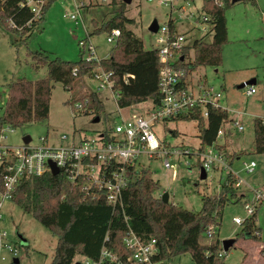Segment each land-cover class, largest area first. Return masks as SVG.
Masks as SVG:
<instances>
[{"label":"rangeland","instance_id":"rangeland-1","mask_svg":"<svg viewBox=\"0 0 264 264\" xmlns=\"http://www.w3.org/2000/svg\"><path fill=\"white\" fill-rule=\"evenodd\" d=\"M123 1V0H118ZM83 2L81 17L71 19L66 14L77 11L76 5ZM112 0H56L47 9L45 19L26 41H19L18 35L8 33L0 24V90L7 91V83L25 77L37 80L47 75V67L36 69L30 51L44 50L51 57L65 60L80 58L79 41L84 40L83 57L91 55L89 46L94 49V56L107 58L114 42H109V32L90 35L94 21L101 23L112 14ZM186 5L185 2H179ZM202 1L195 0L189 11L201 10ZM127 16L135 18L131 26L133 32L143 40L146 49L155 47L157 35L149 29L154 19L163 26L169 19L170 8L161 0H132L126 4ZM264 0H241L233 3L226 10L228 41L222 47L223 62L219 67L200 66L194 73V81L201 78L206 86H212L220 93L219 104L228 111L229 119L222 124L226 132L217 137L219 144L224 145L230 167L207 169L206 178L201 177V155L198 149L201 139L195 120L159 121L155 125L158 137L164 144H170L173 150H188L183 154L174 152L169 155L171 166L166 168L160 158L143 155L140 163L149 167L154 177L161 183L157 192L162 197L168 193L169 202L185 209L198 212L202 209L204 195L217 197L221 185L232 171L239 178L235 192L236 197H229L217 216V235L222 240L238 238L244 221L249 218L246 204L255 200V190L264 192V153L255 149L254 119L264 118ZM192 20H185V24ZM11 24V22H10ZM212 36L207 37L211 41ZM101 78L85 76L76 81L74 87L66 90L62 83H54L50 99V112L44 121L29 122L20 127L8 128L5 131L9 144L20 145L26 135H30L34 144L40 143V137H47L50 145H70L79 141L82 136L93 137L102 129L114 127L122 117H131L139 113L138 105L119 108L116 93L111 83L100 87ZM256 79L253 85L239 87L243 82ZM255 92L247 94L250 87ZM94 92L103 102L104 109L97 115L84 113L76 108L77 102L89 99ZM144 106L150 100L143 102ZM99 117V120L96 118ZM240 121L244 130L240 131L235 122ZM68 136L61 140L62 136ZM166 141V142H165ZM167 143V144H166ZM254 161L255 168L248 171L246 163ZM244 196V197H243ZM243 197L236 201L237 198ZM256 223L260 228V237L239 238L225 254V264H264V202L256 208ZM0 219V264H51L57 244V236L48 227L41 224L33 215L24 212L12 200L3 202ZM234 217L243 219L242 224L234 222ZM201 241L212 242L205 236ZM16 259V260H15ZM77 261L87 262L88 258L76 256ZM155 264H196L192 255L187 252L174 256L164 263Z\"/></svg>","mask_w":264,"mask_h":264},{"label":"trees","instance_id":"trees-1","mask_svg":"<svg viewBox=\"0 0 264 264\" xmlns=\"http://www.w3.org/2000/svg\"><path fill=\"white\" fill-rule=\"evenodd\" d=\"M20 0H0V24L8 33L18 35L19 41H26L45 19V14L34 18L32 13L21 10ZM253 4L256 0H250ZM223 5L204 3L214 26L211 41H195L193 60L179 61L178 66L186 71H195L200 66L219 67L222 65V47L228 41L226 10L233 4L223 0ZM110 17L98 23L90 35L120 29V36L114 42L107 58L86 59L80 45L78 60H65L51 57L44 50L30 51L36 69L47 67V75L37 80L20 77L7 83L6 111L2 123L11 128L29 122L44 121L50 112V99L54 83L60 82L66 90L74 87L76 81L88 76L95 78L99 71L111 73L113 90L119 108L129 107L145 101L160 103L159 89L160 62L156 48L146 49L143 40L131 29L136 19L127 16L126 3L112 0ZM14 18L16 26L10 24ZM30 22V24H27ZM186 53L190 48H186ZM84 113H99L104 109L103 102L94 92L89 93ZM228 111L221 107H209L208 116L201 114V108H193L186 113L169 118L168 121L195 120L198 136L201 139L199 151L215 144L222 124L228 121ZM255 149L264 153V118L254 119ZM109 132L111 128L103 129ZM170 144H167L169 146ZM226 154V153H225ZM227 155V154H226ZM231 158V163H232ZM3 169L0 167V191L3 190ZM239 178L232 171L221 185L217 197L204 195L203 206L198 212L185 209L171 202H164L157 194L161 183L154 177L149 167L136 171V178L124 189L122 205H111L105 195L93 199L87 197L80 186L74 187L65 170L53 175L47 172L22 180L13 192L11 200L24 212L33 215L41 224L57 236V244L51 264H77V255L99 260L103 249L114 253L117 260L104 258L101 264H147L136 263L131 256L134 249L127 247L125 238L132 230L144 242L155 238L157 253L154 263H164L174 256L189 252L196 264H225V254L221 240L216 234L210 244L201 241L203 231L210 224H217V216L229 197H236L235 186ZM244 197V196H243ZM243 197L237 198L236 201ZM257 211V210H256ZM256 211L244 221L238 238H257L260 231L256 223Z\"/></svg>","mask_w":264,"mask_h":264},{"label":"built area","instance_id":"built-area-1","mask_svg":"<svg viewBox=\"0 0 264 264\" xmlns=\"http://www.w3.org/2000/svg\"><path fill=\"white\" fill-rule=\"evenodd\" d=\"M56 0H20L21 10L32 13L34 18H40ZM151 1V0H149ZM185 2L186 5L179 2ZM195 0H161V3L170 8V16L165 25L158 27L155 47L158 52L160 71L159 89L161 100L158 105L153 101L144 106L139 105L141 111L133 113L131 117L122 119L120 123L111 127L109 132L101 130L93 137L82 136L79 141H72L70 145L53 146L48 142L47 137H40V143L23 141L20 145H11L7 142L5 131L10 128L8 124L2 123V118L6 111L9 95L7 91L0 90V167L3 169V190L0 191V219L3 202L12 198L17 185L24 179L44 175L51 172L49 161L54 162L59 167V172L65 170L74 187L80 186L87 197L97 198L105 195L107 201L114 207L122 205L123 189L136 178V171L145 166L140 163V158L147 155L150 158H160L166 168L171 166L169 155L177 152L188 154V150H173L164 144L155 131V125L159 121H167L169 118L186 113L193 108H201V114L208 116L209 107H221L219 104L220 93H216L212 86H206L205 81L197 79L194 81V71H186L184 67H179V61L193 60V44L195 41H206L209 35L213 36L214 28L210 23V15L205 10L204 3L212 2L223 5V0H201V10L197 12L189 11ZM85 6L83 2L76 5L77 11L66 14L71 19L77 20L81 17V9ZM185 20H192V23L185 24ZM264 22V12L262 13ZM11 25L16 26L14 18L10 19ZM27 24H30L28 22ZM120 36V29H113L108 35L109 42H115ZM85 46V41H81ZM186 48H190L186 53ZM91 55L86 59H98L94 56V49L89 46ZM104 78L100 87L105 88L108 83L113 86L111 73L99 71L95 78ZM113 89V88H112ZM114 91V90H113ZM255 92L252 86L247 90V94ZM86 99L77 102L76 108L83 109ZM142 103V102H141ZM139 103V104H141ZM138 105V104H137ZM238 130L243 131L244 126L240 121L235 122ZM225 134L222 127L218 131L217 137ZM64 135L61 140H66ZM167 144V143H166ZM201 167L207 169L230 167V163L224 151L215 144L205 147L200 153ZM256 166L254 161L245 164L248 171H252ZM146 167V166H145ZM255 200L246 204L249 217L253 216L256 208L264 202V192L255 190ZM234 222L242 224L243 219L234 217ZM217 234V224H210L204 231L203 236L211 241ZM260 236V231H255ZM2 237L3 234L0 233ZM127 247L134 249L131 256L136 263L155 264L152 257L157 253V241L155 238L149 241H142L132 230L125 238ZM211 243V242H210ZM209 243V244H210ZM264 246V245H263ZM1 247V244H0ZM226 251L223 249L220 255ZM109 258L117 260L114 253L107 249L101 252L99 260L88 258L90 264H101L102 259ZM81 264H87L82 262Z\"/></svg>","mask_w":264,"mask_h":264},{"label":"water","instance_id":"water-1","mask_svg":"<svg viewBox=\"0 0 264 264\" xmlns=\"http://www.w3.org/2000/svg\"><path fill=\"white\" fill-rule=\"evenodd\" d=\"M126 4H129L131 3L132 0H123ZM233 3L237 2V1H241V0H231ZM158 21L156 19H154L152 21V23L150 24L149 26V29L152 31V32H156L158 30ZM256 83V79H251V80H248L246 82H243L239 85V87H244L245 85H253ZM96 120H99V117L96 118ZM31 137L30 135H26L24 137V141L25 142H28L30 141ZM49 165L51 167V172L53 175H56L59 173V167L52 161H49ZM207 176V173H206V169L204 167H201V177L202 178H206ZM162 200L164 202H169V199H168V193L167 192H164L162 194ZM236 242V239L235 238H227V239H224L222 240V247L225 251H228L233 245L234 243ZM16 260V259H15ZM77 264H81L80 261H78Z\"/></svg>","mask_w":264,"mask_h":264},{"label":"crops","instance_id":"crops-1","mask_svg":"<svg viewBox=\"0 0 264 264\" xmlns=\"http://www.w3.org/2000/svg\"><path fill=\"white\" fill-rule=\"evenodd\" d=\"M193 56H194V53H193ZM199 79H201V78H199ZM257 82V81H256ZM139 105H144V103L142 102L141 104H138V106ZM139 108V107H138ZM126 118H128V117H122V115H121V120L122 119H126ZM225 137L227 136V131L225 132V135H224ZM166 142V141H165ZM219 143V142H218ZM221 145V144H220ZM222 146H223V150H224V145L222 144ZM225 151V150H224ZM225 153V152H224ZM227 156V155H226ZM227 158H228V156H227ZM228 161H229V159H228ZM230 164H231V162H229ZM75 261H77L76 260V257H75ZM80 262H81V260H80Z\"/></svg>","mask_w":264,"mask_h":264}]
</instances>
